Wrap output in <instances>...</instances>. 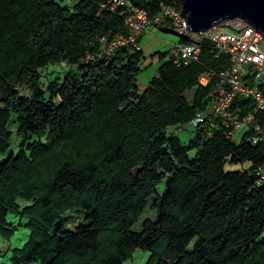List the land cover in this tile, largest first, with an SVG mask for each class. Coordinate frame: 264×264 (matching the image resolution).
I'll list each match as a JSON object with an SVG mask.
<instances>
[{
    "label": "trees",
    "instance_id": "1",
    "mask_svg": "<svg viewBox=\"0 0 264 264\" xmlns=\"http://www.w3.org/2000/svg\"><path fill=\"white\" fill-rule=\"evenodd\" d=\"M104 2L0 0V237L30 230L12 264H121L138 248L150 252L142 264H264V183L254 173L264 143L230 138L218 121L193 126L186 143L171 131L212 104L226 55L207 37L184 66L154 51L156 74L140 87L147 54L130 44L100 54L99 37L125 34L137 6L187 42L170 16L153 18L160 2L179 6ZM13 136L17 151L2 157Z\"/></svg>",
    "mask_w": 264,
    "mask_h": 264
},
{
    "label": "built area",
    "instance_id": "2",
    "mask_svg": "<svg viewBox=\"0 0 264 264\" xmlns=\"http://www.w3.org/2000/svg\"><path fill=\"white\" fill-rule=\"evenodd\" d=\"M129 3V0H106L101 7L126 8ZM160 4L163 8L153 17L154 20L168 15L179 33L191 37L187 42H175L170 47L168 58L174 65L184 66L196 61L205 37L210 39L216 55L225 54L228 59V65L218 72V81L209 91L212 104L205 111H197L187 124L196 126L204 120L210 124L218 121L230 138L244 129L243 133L248 132L251 144L264 143V37L260 30L241 18H234L214 25L205 32L191 33L186 28L183 15L179 13L180 6L175 9L172 5ZM129 9L123 19L127 31L110 40L100 36V54H111L123 44L140 49L137 36L152 20L140 7ZM212 74L206 71L199 82L206 83ZM187 124L174 129H184ZM254 173L255 184L260 186L264 183V164L257 166Z\"/></svg>",
    "mask_w": 264,
    "mask_h": 264
},
{
    "label": "water",
    "instance_id": "3",
    "mask_svg": "<svg viewBox=\"0 0 264 264\" xmlns=\"http://www.w3.org/2000/svg\"><path fill=\"white\" fill-rule=\"evenodd\" d=\"M191 33L205 32L224 21L241 18L264 37V0H178Z\"/></svg>",
    "mask_w": 264,
    "mask_h": 264
},
{
    "label": "rangeland",
    "instance_id": "4",
    "mask_svg": "<svg viewBox=\"0 0 264 264\" xmlns=\"http://www.w3.org/2000/svg\"><path fill=\"white\" fill-rule=\"evenodd\" d=\"M64 1L66 2L68 0H64ZM169 1L171 3H175L176 5L179 6L178 0H169ZM148 27H149V24L146 27V29ZM225 28L228 29L227 26H225ZM159 31H162V30H159ZM148 36H150V35H148ZM165 37L172 39L173 37H176V36L173 34H169V35H165ZM152 43L154 44V41ZM165 58H167V57H165ZM165 58H163V59H165ZM148 62H151V63H148ZM143 63H142V66H145V68L143 70H140L139 73L137 74V83L140 87H143L145 84H147V81L155 75L156 68L159 64L157 62V58L151 59L149 56H147L146 61H144ZM191 95H192V91L186 92V97L188 100L191 98ZM171 131L175 132V134L179 137V139L183 143H186L188 141V139L193 135L194 127L190 124H187L184 127V129L178 130V129L172 128ZM243 131H244V129H240L237 132V134L235 136L236 139L240 138ZM17 140H18V138L16 136L12 137L8 151L2 157H5L10 152H16L17 151L18 147L15 144V142ZM246 165H247V161L244 163H238V164L226 163L225 168L226 169H241V168H244ZM148 215H150L151 217H154V214H148ZM6 218L8 221H11L13 223H18V222L24 223L27 220L26 217H22L16 213H12V212H8L6 214ZM143 218L144 217H142L141 220H143ZM70 223H71V225L74 224V222H70ZM29 232H30V230L28 227H26L25 225H20L19 227H17L14 230L13 234L9 237V239L7 241H5L3 238L0 237V263L1 264H12L14 262L11 249L13 247L22 245L23 242L27 239ZM7 246L9 248L6 250ZM149 254H150L149 250L138 248L132 253L131 257L125 259L121 264H142L147 260ZM30 264H42V263L35 261V262L30 263ZM97 264H100V263H97Z\"/></svg>",
    "mask_w": 264,
    "mask_h": 264
},
{
    "label": "crops",
    "instance_id": "5",
    "mask_svg": "<svg viewBox=\"0 0 264 264\" xmlns=\"http://www.w3.org/2000/svg\"><path fill=\"white\" fill-rule=\"evenodd\" d=\"M169 34H173L176 37H173L172 39L165 37V35H169ZM148 35H150L151 37ZM177 40H178L177 34L172 33V32L159 31V29H157L156 26H154L152 23H150L149 27L144 32H142V34L139 36V42H140L142 50L151 59L157 58V56H155V55L150 56L152 52L164 51V50L168 51L170 49V47L172 46V44L175 43ZM153 41H154V44L152 43ZM146 59H147V57H146ZM146 59H145V61H146ZM157 62L159 63L158 58H157ZM148 63H151V62H148Z\"/></svg>",
    "mask_w": 264,
    "mask_h": 264
}]
</instances>
